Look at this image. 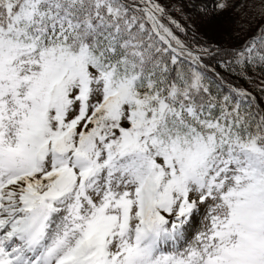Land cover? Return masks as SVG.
Instances as JSON below:
<instances>
[{"label":"snow or ice","instance_id":"obj_1","mask_svg":"<svg viewBox=\"0 0 264 264\" xmlns=\"http://www.w3.org/2000/svg\"><path fill=\"white\" fill-rule=\"evenodd\" d=\"M0 264H264V0H0Z\"/></svg>","mask_w":264,"mask_h":264}]
</instances>
